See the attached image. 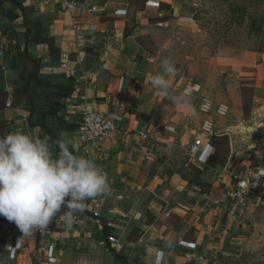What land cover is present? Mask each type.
Here are the masks:
<instances>
[{
	"label": "crops",
	"instance_id": "0c3cea01",
	"mask_svg": "<svg viewBox=\"0 0 264 264\" xmlns=\"http://www.w3.org/2000/svg\"><path fill=\"white\" fill-rule=\"evenodd\" d=\"M198 1L0 0V137L21 131L55 141L66 133L110 185L85 202L73 230L55 217L53 238L24 240L15 264H155L158 252L161 264H264V202L234 211L223 197L232 172L264 170V52L187 40L201 30L190 27L184 7ZM92 6L105 11L90 13ZM165 59L176 68L166 77L170 95L194 86L187 106L151 83ZM80 94L118 126L88 153ZM201 133L213 147L202 162L189 161ZM211 157L217 165H208ZM0 264H11L2 253Z\"/></svg>",
	"mask_w": 264,
	"mask_h": 264
},
{
	"label": "clouds",
	"instance_id": "9594fccd",
	"mask_svg": "<svg viewBox=\"0 0 264 264\" xmlns=\"http://www.w3.org/2000/svg\"><path fill=\"white\" fill-rule=\"evenodd\" d=\"M161 68V73L151 77L158 94L187 106L194 86L170 95L166 77L173 75L176 68L168 59L162 61ZM54 147L58 148L55 156ZM109 191L108 174L93 159L76 153L66 133L62 132L55 141L47 135L41 138L21 131L0 137V216L14 222L23 234L17 245L37 230H47L62 206L70 228L75 213L85 209L86 201ZM162 258L158 252L155 264H161Z\"/></svg>",
	"mask_w": 264,
	"mask_h": 264
},
{
	"label": "built area",
	"instance_id": "2783aa9c",
	"mask_svg": "<svg viewBox=\"0 0 264 264\" xmlns=\"http://www.w3.org/2000/svg\"><path fill=\"white\" fill-rule=\"evenodd\" d=\"M69 5H75L76 0H61ZM90 13H102L105 11V7L92 6L88 10ZM162 16V15H161ZM74 31L78 33L81 30L80 22L76 19L73 20ZM159 26H162L163 23H159ZM90 30H95L94 26H89ZM79 39L82 37L79 36ZM3 55V43L2 38L0 37V56ZM73 62V59L69 54L63 56V61L61 67L67 69L69 64ZM77 65H83L84 58L78 57L76 59ZM1 70H5L3 61L0 62ZM69 73L72 76H76V69H69ZM79 92L80 90L77 89ZM80 98L83 102L82 104V124L79 129V138L81 143V149L83 152L88 153L92 145H99L98 143L104 140L112 139L115 133L118 132L117 123L110 117L106 116L103 113L94 111L92 104L86 98V96L80 94ZM11 106V103L8 104ZM206 111L210 108L209 103H205L203 107ZM222 114L224 111L221 112ZM211 130V125L209 128L204 127V132H209ZM142 134V133H141ZM146 137L144 134H142ZM204 133L199 134L193 144L191 145L189 151L187 152L188 160H194L202 162L205 154L211 146L210 142L206 143V137ZM96 145V146H97ZM186 167H189V163H186ZM233 182L226 187L223 197L226 198L234 211L238 209L246 208L250 205L254 207H260L264 202V170L256 168H245L241 171L231 173ZM66 208L62 206V209L57 213L56 218L64 225L66 230H73L76 225V213L75 219L72 226L69 228L64 219V212ZM95 216H99V213H95ZM53 222V220H52ZM52 222L49 224L48 229L41 232L37 230L33 236L25 237L18 245L19 239L22 238V233L15 225L14 222L8 221L5 217L0 216V253L6 257L8 263L15 264L17 262L18 256L22 249V242L26 239L32 237H49L53 238L54 236V227ZM108 241L113 245L118 244V240L115 237H109ZM52 247L55 246L54 243L50 244ZM9 247L14 248L10 250ZM51 247V248H52ZM53 249V248H52ZM200 260H203V257H200Z\"/></svg>",
	"mask_w": 264,
	"mask_h": 264
},
{
	"label": "rangeland",
	"instance_id": "374dc122",
	"mask_svg": "<svg viewBox=\"0 0 264 264\" xmlns=\"http://www.w3.org/2000/svg\"><path fill=\"white\" fill-rule=\"evenodd\" d=\"M234 4L248 8L247 18L242 24L223 26L229 17L237 18L239 12L233 14L230 11ZM184 9V14L191 21L190 27L201 30L197 36L191 31L192 35L189 34L187 40L197 39L198 44H207L218 51L264 52V27L261 33L257 32L264 20V0H199L197 5H185Z\"/></svg>",
	"mask_w": 264,
	"mask_h": 264
},
{
	"label": "trees",
	"instance_id": "16d2710c",
	"mask_svg": "<svg viewBox=\"0 0 264 264\" xmlns=\"http://www.w3.org/2000/svg\"><path fill=\"white\" fill-rule=\"evenodd\" d=\"M253 4H256L255 5L256 6L255 8H258L256 2H253ZM244 7H245V5H237V4L232 5L230 11L233 14H235L236 12H239V14H238V16H237L236 19H232V18L229 17L228 20H227V22L223 26L230 25V24L231 25L242 24L246 20L247 14H248V11H249L248 8H244ZM254 16H256V15H253V17ZM239 21H241V22L239 23ZM228 22H230V23H228ZM263 27H264V20L262 21L261 26L259 27V29L257 30V32L258 33H261ZM50 41H51L50 39L47 40V42H49V43H50ZM50 47H52V45H50ZM213 138H216V137L214 136ZM210 144L213 147L212 142H210ZM208 161H209V164H208L209 166H215V165H217V163H214V158L213 157H211L210 160L208 159L207 162Z\"/></svg>",
	"mask_w": 264,
	"mask_h": 264
},
{
	"label": "water",
	"instance_id": "95a60500",
	"mask_svg": "<svg viewBox=\"0 0 264 264\" xmlns=\"http://www.w3.org/2000/svg\"><path fill=\"white\" fill-rule=\"evenodd\" d=\"M242 130H244V131H246V130L253 131V128H246V127H244Z\"/></svg>",
	"mask_w": 264,
	"mask_h": 264
}]
</instances>
